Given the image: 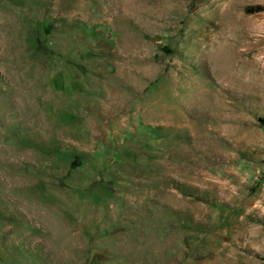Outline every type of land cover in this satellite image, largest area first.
<instances>
[{
  "label": "rangeland",
  "instance_id": "374dc122",
  "mask_svg": "<svg viewBox=\"0 0 264 264\" xmlns=\"http://www.w3.org/2000/svg\"><path fill=\"white\" fill-rule=\"evenodd\" d=\"M258 117L264 0H0V264H264Z\"/></svg>",
  "mask_w": 264,
  "mask_h": 264
},
{
  "label": "trees",
  "instance_id": "16d2710c",
  "mask_svg": "<svg viewBox=\"0 0 264 264\" xmlns=\"http://www.w3.org/2000/svg\"><path fill=\"white\" fill-rule=\"evenodd\" d=\"M262 10L263 9L259 6H249V7H246L245 9L247 13H258V12H261ZM258 122L264 128V117H258ZM212 204H215V203L212 202Z\"/></svg>",
  "mask_w": 264,
  "mask_h": 264
}]
</instances>
